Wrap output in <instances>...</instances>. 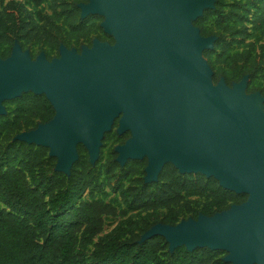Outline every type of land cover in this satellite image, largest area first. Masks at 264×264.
<instances>
[{
    "label": "water",
    "instance_id": "1",
    "mask_svg": "<svg viewBox=\"0 0 264 264\" xmlns=\"http://www.w3.org/2000/svg\"><path fill=\"white\" fill-rule=\"evenodd\" d=\"M215 0H88L81 18L100 15L113 44L59 47V56L34 59L14 42L0 58L3 101L22 93L44 94L51 120L15 139L48 148L56 171L68 176L81 144L94 165L102 139L118 118L115 160L146 159L145 183L156 182L166 163L180 174L199 173L219 186L246 194L238 205L212 216L198 214L175 225L157 223L141 240L165 238L169 251L206 247L223 251L228 264H264V105L246 91L248 77L216 83L203 57L216 36L203 37L193 22ZM248 93V94H246Z\"/></svg>",
    "mask_w": 264,
    "mask_h": 264
},
{
    "label": "trees",
    "instance_id": "2",
    "mask_svg": "<svg viewBox=\"0 0 264 264\" xmlns=\"http://www.w3.org/2000/svg\"><path fill=\"white\" fill-rule=\"evenodd\" d=\"M34 1L39 5L45 0ZM47 1L55 21L60 19L58 10L64 14L68 39L77 41L86 34L84 22L100 18L89 15L81 20L77 6L80 0ZM26 15V8L19 2L4 4L0 0L1 59L10 54L15 41L22 39L44 40L50 48L58 43V26L50 22L39 25ZM208 22L211 29L206 27ZM246 24L250 31L264 36V0H215L214 7L193 22L201 36L217 37L213 48L202 54L210 67L215 60H226L234 68L242 63L237 78L215 73L213 82L223 78L230 85L247 76L246 91H258L264 99V52L230 53L233 43L245 42ZM258 78L262 85L255 84ZM3 105L10 108L8 116H0V264H228L219 250L199 247L188 251L180 246L171 252L164 237L154 235L141 240V236L157 223L177 224L184 213L194 219L198 214L212 216L244 202L246 194L225 190L212 177L199 173L180 174L171 163L163 166L156 182L145 183L143 171L136 169L144 168L145 160H128L127 165L120 166L114 153L107 169L115 178L111 184V176L95 172L81 144L77 146L78 160L68 176L60 172L48 174L46 168L52 161L48 148L13 141V137L51 120L53 106L44 94L30 91L3 101ZM109 136L105 134L103 141ZM136 174L139 176L134 178ZM121 179L128 180V185L119 183ZM105 186L118 191L125 210L95 197ZM85 193L87 200L83 198ZM119 214L126 216L103 235L105 218Z\"/></svg>",
    "mask_w": 264,
    "mask_h": 264
},
{
    "label": "rangeland",
    "instance_id": "3",
    "mask_svg": "<svg viewBox=\"0 0 264 264\" xmlns=\"http://www.w3.org/2000/svg\"><path fill=\"white\" fill-rule=\"evenodd\" d=\"M10 1H16V2H19L20 4H22L28 12V15H26V17L29 18V16H30L39 25H42L44 22H50L53 25L58 26L60 28L59 32L57 34H55L56 39L58 40V43L51 48L44 43V40H40L39 42H34V41L26 42L25 40L22 39L19 42L25 47L26 50L29 51V53L31 54V57L33 59L40 52H44L45 56L48 55V57L46 56L47 59L58 57L60 45H63L67 49L73 48V49H76L77 51H80L81 47H83V46L84 47H91L92 42L95 39L99 40L101 42H108V43L111 42V40H112V42L114 43L113 38L110 36H107L106 33L103 31L102 27L100 26L101 22L104 19L103 16L94 15V16H98L100 18L95 17V18L86 20L84 22V26L87 28V30L84 31V32H86V34L82 37H79L76 41V40L66 38L67 29L63 23L64 14H62V12L60 10H58V13L60 14V19L55 21V19H53V11L50 7V3L47 0L42 1L39 5H35L34 0H4V4L7 2H10ZM86 2H88V0H86V1L80 0V2L78 4L86 3ZM78 4H77V6H78ZM79 17L81 19L80 13H79ZM246 26H247V31L245 32L246 33L245 42L244 43H233L231 45V48H230L231 54H239V53H242V52L248 51V50H253L254 54H257L258 52H262V51L264 52V36H259V34L253 33L252 31L249 30V28H248L249 26L247 24H246ZM206 27H207V29H211V23L210 22L206 23ZM47 30H48V28H47ZM210 36H212V35H210ZM113 43H111V44H113ZM214 59H215V56L213 55L212 60H214ZM242 68L243 67H242L241 62H238L236 68H234L226 60L221 61L219 63L216 62V60H215L213 67H210V69L212 70V76L215 73L224 72L229 77H235V78H237L236 73H238V71ZM241 79H242V77H241ZM240 80L235 79L234 82H239ZM234 82H232V83H234ZM255 84L262 85L263 82L258 78V80L255 82ZM246 94H248V93H246ZM4 107H5L6 113L2 116L6 117V116H8L10 107H6V106H4ZM117 127H118V118L114 120L112 127H111V130L109 132L105 133V134L109 133L110 136L105 141H103L104 140V137H103L98 159L93 165L95 172H101L102 177L111 176V173L107 172V169H109V167H110V162H111V158H112L113 153L116 155V152L114 151V149L118 145L123 144L125 142V140L129 137L128 132L118 134L116 131ZM22 132H19L16 135H14L13 141H15L16 140L15 137ZM105 134H104V136H105ZM126 134H128V137H125ZM86 154L88 157L87 151H86ZM51 158H52V161L47 165V168H46V171L48 174H52L54 172H57L56 171L57 160L54 157H51ZM142 160H145L144 168H142L141 166H137L136 169L138 172L143 171L144 175L142 176V179H144V176H145L144 169H145L147 163H146L145 158ZM139 161H141V160H139ZM124 165H127V162ZM115 175H116V177L120 176V170H117ZM138 176L139 175L136 174L134 176V178L138 177ZM110 182H111V184H114L115 178L111 176ZM119 183H122L125 186H127L128 180L121 179L119 181ZM95 197L98 199H102L106 202H113L118 206L119 210H125L123 205L120 203L118 191L114 190L110 186H105L101 191L96 192ZM83 198L85 200L88 199L87 193H85L83 195ZM187 199L191 200V201L197 200L196 197H188ZM0 206H2V205L0 204ZM129 215H134V213H127V216H129ZM125 216H122L121 214H119L117 217H106L104 220V227H103L102 234L104 235V234L109 233L112 230V228L118 223V221L120 219L124 218ZM141 216H139L138 218H140ZM190 216H191L190 214L184 213L181 215L180 221L181 220H187L188 218H190ZM135 219H137V218H135ZM224 256H225V253L223 254V256L220 255V257H222V258Z\"/></svg>",
    "mask_w": 264,
    "mask_h": 264
},
{
    "label": "flooded vegetation",
    "instance_id": "4",
    "mask_svg": "<svg viewBox=\"0 0 264 264\" xmlns=\"http://www.w3.org/2000/svg\"><path fill=\"white\" fill-rule=\"evenodd\" d=\"M89 16V15H88ZM88 16H86V17H88ZM86 17H84V18H86ZM84 18H81V19H84ZM107 35V34H106ZM107 36H109V35H107ZM111 37V36H110ZM111 43H113L112 42V40H111V42H109V44H111ZM25 50V49H24ZM31 55V54H30Z\"/></svg>",
    "mask_w": 264,
    "mask_h": 264
}]
</instances>
